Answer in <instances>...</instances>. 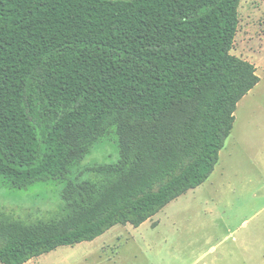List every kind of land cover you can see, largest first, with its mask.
Returning a JSON list of instances; mask_svg holds the SVG:
<instances>
[{
  "label": "trees",
  "instance_id": "obj_1",
  "mask_svg": "<svg viewBox=\"0 0 264 264\" xmlns=\"http://www.w3.org/2000/svg\"><path fill=\"white\" fill-rule=\"evenodd\" d=\"M239 2L0 0V178L64 182L48 219L0 208L1 263L139 226L208 179L259 82L233 89ZM113 127L118 160L82 167Z\"/></svg>",
  "mask_w": 264,
  "mask_h": 264
},
{
  "label": "rangeland",
  "instance_id": "obj_2",
  "mask_svg": "<svg viewBox=\"0 0 264 264\" xmlns=\"http://www.w3.org/2000/svg\"><path fill=\"white\" fill-rule=\"evenodd\" d=\"M238 20L230 51L235 59V91L248 87L259 74L264 81V0H240ZM255 111L256 116H252L247 103L236 111L234 135L241 144L234 145V163L223 151L205 183L156 213L160 222L152 232H126L123 226L131 222L122 221L94 240L60 246L25 264H215L231 256L238 249L236 240L246 234L255 236L256 246H264V164H255L247 148L249 135L264 134L261 124L250 121L263 118L264 110ZM225 115L228 118L230 111ZM108 133L82 167L118 160L116 128ZM228 147L231 150V145ZM263 152L262 148L257 150L260 156ZM81 177L88 179L91 175ZM63 188L62 180L18 188L0 178V208L26 221L48 219L62 204Z\"/></svg>",
  "mask_w": 264,
  "mask_h": 264
},
{
  "label": "crops",
  "instance_id": "obj_3",
  "mask_svg": "<svg viewBox=\"0 0 264 264\" xmlns=\"http://www.w3.org/2000/svg\"><path fill=\"white\" fill-rule=\"evenodd\" d=\"M259 78H260L259 82L252 89H250L237 103V107H236V110L234 112L235 120L233 123V128L231 130L229 137L226 139L225 146L223 147V149H221V151L219 153V161H218L217 165L221 161L220 155L223 153V151H225L224 153L228 157L230 156V159L232 158V163H234V161H235L234 157H232V156L236 155L235 150H234V145L236 148L237 145L241 144V140L238 139L234 135V127L236 124V111H237V109L241 105L247 103V104H249V112L252 114V116H256L255 113L257 114V112L255 111V108H262V110H264V85H263L264 81H263L262 77L260 76V74H259ZM250 121L253 122L254 124H255V122H257L258 124H261V126L264 128V116H263V118L260 116L258 119L257 118L254 119V117L250 118ZM229 145H231V150H229V147H228ZM247 148L249 151V157L252 159V161L255 164H256V162H260L261 164H264V156H260L259 153L257 154V150L259 148L264 149V134L263 135H249L248 136V142H247ZM228 157H227V159H228ZM257 157L259 158V161L256 159ZM236 159H237V157H236ZM216 166H215V168H216ZM215 168H214V170H215ZM214 170H213V172H214ZM209 177H208V179H209ZM157 214L153 215L152 217H150L149 219H147L146 221L141 223L139 226H135L131 223H128L125 226H123V230L125 229L126 232H145V231L146 232L147 231L152 232V230H155L159 226L158 224H159L160 220H156V218H155V216ZM254 237L255 236L251 233V234H246V235L242 236V238H240V239H237L236 243L238 245L235 247V249L236 248H238V249H236V251H232L231 256H229L227 258H221L220 262H218V263L215 262V264H257V262H259V264H264V246H261L260 244H258V246H256V242H254Z\"/></svg>",
  "mask_w": 264,
  "mask_h": 264
}]
</instances>
